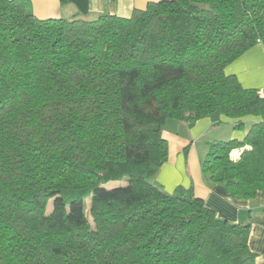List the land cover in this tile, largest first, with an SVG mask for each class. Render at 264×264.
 I'll use <instances>...</instances> for the list:
<instances>
[{"label": "trees", "instance_id": "trees-1", "mask_svg": "<svg viewBox=\"0 0 264 264\" xmlns=\"http://www.w3.org/2000/svg\"><path fill=\"white\" fill-rule=\"evenodd\" d=\"M60 4L74 15L0 0V264H255L249 222L155 177L166 121L242 130L254 116L243 140L210 143L200 168L232 198L264 196V86L225 73L264 47V0H156L129 18Z\"/></svg>", "mask_w": 264, "mask_h": 264}, {"label": "crops", "instance_id": "crops-1", "mask_svg": "<svg viewBox=\"0 0 264 264\" xmlns=\"http://www.w3.org/2000/svg\"><path fill=\"white\" fill-rule=\"evenodd\" d=\"M33 14L39 19L71 18L74 7L61 6L60 0H29ZM156 0H89L91 17L110 14L129 18L134 9H144L148 2ZM226 74L235 75L241 84L262 88L264 86V47L257 44L225 68ZM259 117H244L250 124ZM237 119L223 117L221 123L202 118L192 125L168 120L163 126L162 137L168 146L167 160L160 166L155 182L169 194L177 187L192 188L194 195L202 199L216 216L231 223L251 224L248 246L255 254V264H264V196L253 199L232 198L223 185H207L202 177L200 162L209 150V144L221 140H243L248 129L238 130ZM222 123H226V131ZM232 126V127H231ZM235 126V127H234Z\"/></svg>", "mask_w": 264, "mask_h": 264}, {"label": "rangeland", "instance_id": "rangeland-1", "mask_svg": "<svg viewBox=\"0 0 264 264\" xmlns=\"http://www.w3.org/2000/svg\"><path fill=\"white\" fill-rule=\"evenodd\" d=\"M240 84H241V83H240ZM241 86H242L243 88H254V86H247V85H245V84H241ZM250 125H251L250 122L244 121V128H247V127H249ZM221 126H223V127H222L223 130L226 131V127H225V126H227L226 123H222ZM231 127H232V126H231ZM234 127H235V126H234ZM236 128H237V127H236ZM237 129H238V130H241V129H239V128H237ZM124 182H125L124 179H123V181H120V182L112 181V182L106 184V187H107V188H112V187H115V186H117V185L123 184ZM86 204L88 205V199H87ZM51 209H52L51 204H49V206H48V208H47V213H49V212L51 211Z\"/></svg>", "mask_w": 264, "mask_h": 264}, {"label": "built area", "instance_id": "built-area-1", "mask_svg": "<svg viewBox=\"0 0 264 264\" xmlns=\"http://www.w3.org/2000/svg\"><path fill=\"white\" fill-rule=\"evenodd\" d=\"M241 151L242 149H233L229 154L230 158L234 161L237 160L240 156Z\"/></svg>", "mask_w": 264, "mask_h": 264}]
</instances>
